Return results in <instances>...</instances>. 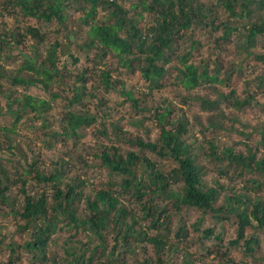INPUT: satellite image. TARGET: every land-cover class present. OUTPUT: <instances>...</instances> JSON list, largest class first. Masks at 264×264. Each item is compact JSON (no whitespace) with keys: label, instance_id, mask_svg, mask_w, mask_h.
<instances>
[{"label":"trees","instance_id":"16d2710c","mask_svg":"<svg viewBox=\"0 0 264 264\" xmlns=\"http://www.w3.org/2000/svg\"><path fill=\"white\" fill-rule=\"evenodd\" d=\"M130 1L127 8L119 0H0V18L18 12L21 20L56 22L66 33L69 32L66 10L76 4L81 13L76 19L79 31H70L66 36L67 41L72 42L70 35L77 40L78 34L82 33V27H87L83 41L78 45L79 51L95 49L97 53L93 56L92 68H85L74 76L72 73L65 74L72 77L74 94L71 99H65L67 112L61 119L59 135L78 138L81 131L88 128H92L95 135L108 133L106 126L100 124L94 115L88 111L76 112L72 109V105L81 103L85 93L102 106L106 103L107 93L117 90L112 66L106 59L117 60L118 67L128 73L137 72L148 85L149 94L144 96H151V92L163 89L166 86L164 79L171 69L177 72L176 79L185 90L193 89L200 83H221V80L217 79V72L222 65L214 66L212 73H208V65L204 61L198 71L196 66L188 63L189 51L179 50L178 43L186 38L191 28L198 25L215 32L220 29L219 37L226 42L234 30L230 25L236 18L244 16L249 21L255 12H264V0H215L208 3H204V0ZM100 9L104 11L101 17ZM219 13L226 14L224 22L219 21ZM230 18L233 21H230ZM20 24L7 31L0 29V48L3 45L9 50L5 56L0 53V60L16 59L17 55L21 59L17 72L6 80L13 85L36 86L47 91L50 84L64 78L57 67V57L60 54L65 55L67 50L58 40L46 44L40 27L28 23L21 26ZM243 31L245 34L240 36L246 47L256 35L264 39V18L258 21L253 18L252 23L243 27ZM26 39L33 42L27 48ZM39 47L44 49L41 61H38L41 55ZM28 48L33 52V58L26 51ZM191 49L190 45L189 50ZM246 53L249 54L247 48ZM97 72L100 74L99 85H104V90L90 82L93 78L91 74L94 73L95 77ZM23 73L25 75H22ZM215 91L221 96L218 89L215 88ZM125 94L133 106L139 108L132 93L129 91ZM51 96L52 100L61 98L55 93H51ZM228 98L230 105L235 108L240 109L248 104V100H236L233 92H229ZM6 100L10 105L19 104L15 111L6 104L5 112L15 117L11 127L3 128L7 140V135L14 134L15 124L27 109L34 112L36 117H41L45 106H49L45 100L26 95L14 98L12 102H9L8 97ZM199 103L201 109L215 112V118L224 119L219 126L213 124L212 120L210 127L231 129L224 114L217 111L216 100L201 99ZM170 111L165 107L154 115L159 127L156 141H145L140 137L124 139L129 146L147 150L155 158L133 150L123 152L121 147L116 145H104L101 148L96 155L100 159L98 166L107 172L109 179L94 193L84 196V214H79L75 206V202L83 196L81 189L86 185L83 176L77 175L70 181H64V174L56 166L48 173L37 167L35 161H31L32 164L24 161L25 165L21 166L20 170L9 171L3 162H0V203L4 206L0 212L18 216L23 223L19 226L20 231L28 234L30 238L22 245H8L10 256L6 264L17 261L21 250L29 253L34 261L49 263L50 260L46 256L52 236L64 228L75 233L85 232L88 237L86 244L79 241L71 244L64 242L67 264H163L165 252H170L173 246L167 245V234L171 232L169 208L156 204L153 201L155 196L172 201V206L176 209L183 206L201 211L202 216L191 226L194 231L199 230L207 213H210L214 220L228 219L231 215L235 223V236L227 242L225 250L216 251V255H227L229 248H240L244 255L251 254L257 248L258 240L253 235L246 237L245 230H264V200L255 195L257 193L251 194V191L259 189L262 183L253 177H247L243 187L247 188L248 193L229 190L222 197V202L216 205L219 192L215 186L203 185L202 168L196 163L191 146L184 139L187 132L185 124L179 120L167 128L164 123ZM99 117L100 120L102 117ZM42 127H46L45 121ZM59 135L51 134V137L57 139ZM47 136L50 139L49 132H46ZM8 147L10 151L12 148ZM208 155L217 161L220 172L232 169L241 176L243 171H255L264 178V159H255L250 148L244 155L233 152L231 148H224L218 155L215 146L208 143ZM162 158H171L176 166L165 172L157 166V160ZM28 181H32L36 186L49 185L53 189L52 193L48 194L44 190L29 193ZM14 186H19L17 192L21 201L20 198L12 200L8 194ZM119 186L120 190L117 189ZM148 194H151V198L145 199ZM125 195L133 198L139 205L138 213L121 207V198ZM252 222L255 223L254 226ZM182 229L179 227L174 236H181ZM107 230L113 234L114 241L109 251L105 240L109 233H106ZM202 233L205 237L214 235L213 228H205ZM213 237L219 242L216 246L221 249V236ZM93 240L97 242L92 246ZM148 245L152 247L155 259L145 257L139 260L137 256H140V252L145 251ZM51 263L56 264L54 259Z\"/></svg>","mask_w":264,"mask_h":264},{"label":"rangeland","instance_id":"374dc122","mask_svg":"<svg viewBox=\"0 0 264 264\" xmlns=\"http://www.w3.org/2000/svg\"><path fill=\"white\" fill-rule=\"evenodd\" d=\"M119 1L127 8L131 2L130 0ZM214 1L204 0V3ZM218 12H220L219 9ZM80 14L76 4L66 10V24L69 32L79 31V24L76 19ZM103 15L104 11L100 9L99 17ZM225 18V13H219V21L224 22ZM253 18L257 21L264 18V12H255L249 21L244 16L236 18L234 21L230 18V21H233L230 26L234 27V30L226 42L219 37L220 29L215 32L210 28L198 25L191 28L186 38L178 43L179 50L189 51L188 63L196 66L198 71L204 65H200L204 61L207 62L208 73H212L214 66L222 65L220 71L217 72V79L221 80V83H200L193 89L185 90L176 79L177 72L171 69L164 79L166 86L161 90L151 92V96H144V94H149L148 85L137 72L128 73L118 67L117 60L106 59L112 66L113 80L116 81L117 90L107 93L106 103L102 106L91 99L88 93H85V97L80 103L82 105H72V109L76 112L88 111L97 118L100 124L106 126L108 133L95 135L92 128H88L82 130L78 138H66L59 135L61 133L60 122L67 112L65 99H71L74 91L72 77L65 76V74L72 73L74 76L81 73L85 68H92L94 65V63L92 64L93 56L97 53L95 49L79 51L78 45L83 41L87 27H82V33L78 34L77 40L73 35H70L72 42L69 43L66 38L69 32L66 33L63 27L56 22L43 23L31 19L21 20L22 17L18 12L13 15L6 14L0 18L2 31L12 29L18 23H21L20 26L23 23L33 24L41 28L46 44L58 40L67 51L65 55L60 54L57 57V67L64 78L57 79L53 84H50L47 91L36 86L13 85L6 80L17 72L21 63L18 55L16 59L0 60V67L2 68L0 71V162H3L9 171L20 170L21 166L25 165L24 161L30 164L33 163L31 161H35L37 167L46 170L48 173L56 166L64 174L62 178L64 181H70L77 175L83 176L86 185L81 189L83 196L75 202V206H77L79 214H84L86 210L84 196L94 193L103 182L109 179L107 172L98 166L100 159L96 155L101 148L104 145H116L120 146L123 152L133 150L141 155H150L147 150L139 149L137 146H129L124 139L140 137L145 141H156L159 127L154 115L157 111L161 112L167 107L171 111L164 123L167 128L179 120L185 124L187 132L184 139L190 144L196 163L202 168V183L205 187L215 186L219 192L216 205L222 202V197L229 190L246 193L247 188L243 187V183L247 177H253L262 183L259 189L251 191V194L257 193L255 195L264 200L263 176L255 171H243L241 176L237 172H233L232 169H229L228 172H220L217 168V161L208 155V143H212L218 155L224 148H231L233 152L242 155L248 153L250 148L255 159H264V39L256 35L250 45L246 47V43L240 36L242 33L245 34L243 27L252 23ZM147 20L149 21L148 18ZM31 44L33 42L26 39L25 48ZM190 45L192 46L191 50H189ZM5 48L7 47L1 46V56H5L9 51ZM246 48L249 54L246 53ZM26 51L33 58L31 49L28 48ZM39 54L41 55L38 61H41V57L43 58L44 55L43 47H39ZM91 75L93 78L90 82L97 84L101 90H104V85H99V72L95 77L94 73ZM215 88L221 92V96H218ZM129 91L137 100L139 108H135L132 102L128 100L125 92ZM229 92H233L238 101L248 100V104L240 109L232 107L228 98ZM51 93L59 94L61 98L52 100ZM24 95L45 100L49 106H45L41 117H36L34 112L27 109L15 124L14 134L7 135V140L3 128L11 127L15 117L11 113L5 112L6 104H9L12 111L18 109L19 104L10 105L6 97L9 98V102H12L14 98H20ZM201 99L217 101V111L224 114L230 130L224 127L213 129L209 126L212 120L213 124L219 126L224 119L215 118V112L201 109L199 103ZM99 116L102 117L100 120ZM44 121L46 122L45 128L42 127ZM46 132L50 133V139L48 136L46 137ZM51 134H57L60 137L55 139L51 137ZM8 146L12 148L10 151ZM16 148L18 149L16 150ZM150 157L155 158L153 155ZM157 166L167 172L176 166V163L171 158H162L157 160ZM17 187L19 186L12 187L8 194L12 200L20 198L19 201H21ZM117 189L120 190V186ZM27 190L29 193L44 190L51 194L53 189L49 185L36 186L30 181ZM150 195H146L145 199H150ZM153 201L160 206L166 205L169 208L171 232L167 234V245L173 246L170 252H165L166 254L163 256L165 263L163 264H264V230H255L254 228L245 230L246 237L253 235L258 240L257 248L251 254L244 255L240 248H229L227 255H222V257L216 255L215 252H223L227 247V242L235 236V223L231 215L228 219L214 220L212 215L207 213L203 217L204 221L199 226V230L194 231L191 226L202 216L201 211L183 206L176 209L172 206V201L163 200L161 196H155ZM122 206L132 210L133 213H138L139 205L131 197L126 195L122 197ZM3 207L0 203V209ZM21 224L23 223L18 216L5 215L0 212V264H6L9 260L10 249L8 245L10 243L22 245L29 241V235L19 229ZM251 224L252 226L255 225L254 222ZM179 227L183 228L182 235L176 237L174 234ZM205 228H213V236H221L223 240L221 247L224 249L221 248V250L216 246L219 245V242L213 236H204L202 231ZM87 240L88 237L85 232L77 231L75 233L73 230L68 231L64 228L56 231L52 236L46 256L50 260L49 263L34 261L29 253L21 250L19 259L13 264H52L51 260L53 259L56 264H67L64 255V242L71 244L79 241L86 244ZM105 240L106 244L109 245L107 248L109 251L114 244L113 234L109 232ZM96 242L93 240L92 246ZM142 247L143 245L139 249ZM140 253L141 255L137 256L139 260L145 257L155 259L154 251L149 245L145 251Z\"/></svg>","mask_w":264,"mask_h":264}]
</instances>
